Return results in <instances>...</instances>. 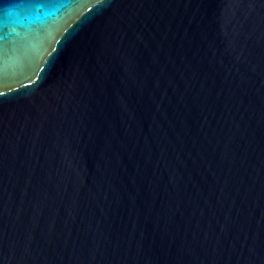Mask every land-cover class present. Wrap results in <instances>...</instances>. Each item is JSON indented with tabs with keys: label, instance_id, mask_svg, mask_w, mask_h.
Segmentation results:
<instances>
[{
	"label": "water",
	"instance_id": "95a60500",
	"mask_svg": "<svg viewBox=\"0 0 264 264\" xmlns=\"http://www.w3.org/2000/svg\"><path fill=\"white\" fill-rule=\"evenodd\" d=\"M0 264H264V0H0Z\"/></svg>",
	"mask_w": 264,
	"mask_h": 264
}]
</instances>
